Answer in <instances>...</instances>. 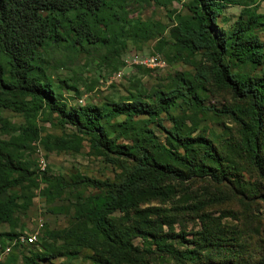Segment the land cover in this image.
I'll use <instances>...</instances> for the list:
<instances>
[{
  "label": "rangeland",
  "instance_id": "obj_1",
  "mask_svg": "<svg viewBox=\"0 0 264 264\" xmlns=\"http://www.w3.org/2000/svg\"><path fill=\"white\" fill-rule=\"evenodd\" d=\"M189 2L129 0L125 30L140 34L137 29L143 27L152 38H128L123 32L117 52L95 46L71 54L64 48L47 59L46 76L67 111L85 106L128 110L110 121L131 126L119 135L109 134L113 145L122 148L92 150L88 137L45 106L19 112L0 108V142H20L14 158L38 179L43 172L68 184L39 181L30 191L29 207L16 212L15 227L0 225V264H93V253L77 240H91L84 217L100 196L111 197L107 218L117 226L145 229L144 222L159 221L163 232L182 234L185 247L192 248V242L203 258L213 256L219 263L258 264L264 258V136L259 158H253L243 146L240 125V120L249 122V103L215 81L210 51L196 36L186 46L178 41L185 35L172 32L178 17L188 15ZM234 2L219 10L213 36L228 44L236 24L252 17L255 23L246 37L260 49L245 63L227 55L222 62L241 78H264V0ZM46 136L80 147L47 151L42 145ZM174 136L193 140L188 158L197 159L216 181L179 166L180 179L147 177L145 156L165 160L155 144L183 154ZM82 177L103 186L95 190L77 185ZM130 177L141 183L126 186ZM21 238L33 241L22 243ZM130 240L140 253L146 250L136 233ZM145 255L147 264H174L166 257Z\"/></svg>",
  "mask_w": 264,
  "mask_h": 264
},
{
  "label": "trees",
  "instance_id": "obj_2",
  "mask_svg": "<svg viewBox=\"0 0 264 264\" xmlns=\"http://www.w3.org/2000/svg\"><path fill=\"white\" fill-rule=\"evenodd\" d=\"M150 1L160 3L162 0ZM229 4L236 3L234 0H190L186 6L188 15L178 17V28L172 32L178 34L180 31L185 35L178 41L186 46L189 45V37L196 36L204 49L210 51L215 81L228 88L236 99L249 103L246 112L248 124L240 120L242 142L253 158H259V141L264 136V78H241L229 73L228 66L222 62L225 55L240 63L252 60L260 46L246 35L255 22L252 17L238 22L228 44L211 32L219 10ZM128 5L129 0H0V108L19 112L36 111L45 106L50 112L64 118L63 124L71 125L78 134L88 137L92 150L122 148L113 145L109 134L130 130L131 126H125L127 122L111 124L110 121L127 114L128 110L85 106L67 111L53 94V85L45 69L51 53L59 49L65 48L75 54L84 53L89 47L103 46L108 52H117L123 32L128 38H152L154 34L143 30V27L137 29L140 34L129 35V31L125 30V23L129 21ZM173 140L183 154L173 153L155 144L165 160L160 163L145 156L143 162L147 177L159 181L180 179L183 174L175 168L179 166L198 177H209L216 181L215 175L203 170L204 166L197 159L188 158L193 140H182L177 136ZM73 143L59 136L42 138V145L47 151L78 150L79 143ZM19 145V140L15 139L0 142V225L7 224L10 228L16 225V212L29 207L30 191L38 187L39 181L68 186L61 177L42 172L38 179L33 172H29L23 162L13 156ZM77 182V185L95 190L103 186L85 177ZM140 183L141 179L130 177L126 186L131 188ZM106 197H97L96 202L92 200V207L86 210L84 218L90 228L91 240H77L93 253L90 258L93 264H147L144 254L147 257H166L174 264H232L219 263L213 256L203 258L192 242H189L194 245L192 248L184 246L182 234L163 232L161 228L164 224L159 221L144 222L145 229L139 225L136 228L115 225L107 218L111 197ZM135 233L146 246V250L141 251L143 254L131 243L130 237ZM4 236L11 237L10 234ZM70 237L76 241L77 236L73 237V233ZM20 241L25 243L23 238ZM174 243H179L180 247H175ZM258 264H264V258Z\"/></svg>",
  "mask_w": 264,
  "mask_h": 264
},
{
  "label": "built area",
  "instance_id": "obj_3",
  "mask_svg": "<svg viewBox=\"0 0 264 264\" xmlns=\"http://www.w3.org/2000/svg\"><path fill=\"white\" fill-rule=\"evenodd\" d=\"M33 239L32 238H27L25 239V243H32Z\"/></svg>",
  "mask_w": 264,
  "mask_h": 264
}]
</instances>
